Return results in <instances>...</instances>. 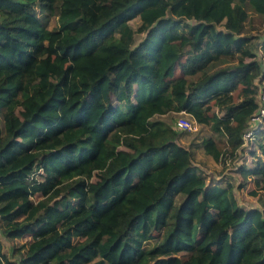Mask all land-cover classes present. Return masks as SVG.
Wrapping results in <instances>:
<instances>
[{
    "label": "trees",
    "instance_id": "trees-1",
    "mask_svg": "<svg viewBox=\"0 0 264 264\" xmlns=\"http://www.w3.org/2000/svg\"><path fill=\"white\" fill-rule=\"evenodd\" d=\"M3 1L20 8L0 18V222L21 242L13 262L0 239V264H264V207H243L229 179L209 184L155 118L184 111L227 134L203 138L214 160L238 155L264 82L241 33L247 3L264 14V0ZM225 58L237 62L208 70ZM253 163L242 174L264 193V159Z\"/></svg>",
    "mask_w": 264,
    "mask_h": 264
},
{
    "label": "rangeland",
    "instance_id": "rangeland-1",
    "mask_svg": "<svg viewBox=\"0 0 264 264\" xmlns=\"http://www.w3.org/2000/svg\"><path fill=\"white\" fill-rule=\"evenodd\" d=\"M20 7H13L7 3L0 2V18H4V12L2 10H10ZM246 8L248 10L249 16L244 24L243 31L241 35H247L250 37V45L252 50L256 55V59L262 60L264 63V58L261 52L260 44L264 39V14L257 12L253 6L247 3ZM29 10L34 11L41 22L47 24L49 27H55L57 25V19L55 17H51L48 13L41 11L38 6H34ZM189 22L194 23L195 20H189ZM130 26L135 30L134 33V43L133 45L138 44L139 42L144 41L145 32L140 30L141 20L139 17L134 18L129 21ZM221 28V26H219ZM234 50L233 46H228L225 51ZM185 58L183 55L182 60ZM237 60L230 59H221L212 63L208 70L212 71L219 68H226L233 66ZM181 74L180 67L177 66L175 76ZM258 81V80H257ZM242 85H239L237 88L233 90V98L234 102L232 105H237L242 98ZM227 112V106L223 104L216 103L215 100L211 101V109L210 114L214 118H222ZM235 112V110L233 111ZM187 116L189 119H192L188 113L184 111H171L167 114L156 115L155 118H162L167 122V125L170 127V134L174 135L177 140L184 146L188 147L191 151L192 158L194 163L204 171L207 181L209 184L219 181H225L224 179H229L235 185L234 192L238 198L239 203L245 207L249 208L252 206L264 207V193L260 189V186L256 182V178L251 176V178H244L242 172L243 169L241 167L244 165L245 167L250 166L252 161H256L260 157L264 159V146H260L259 143H251L249 145L243 146L241 150L238 152L237 156H234L232 159L228 158L226 162L215 164L212 158H209L205 154L204 148L200 150V153L194 154L193 150H197L202 146V140L204 137H213L217 141H226L227 134L222 132H217L211 129L208 124H199L197 129L192 130H181L177 127L176 120L178 117ZM204 150V151H203ZM93 178H96L94 176ZM245 182L244 186H240L242 182ZM252 191H257V194H252ZM42 197L41 193L35 194L34 199L38 200ZM184 199V195L180 194L177 197V203H182ZM106 210V205H99L98 211L104 212ZM152 232L154 235H159V230L153 229ZM0 239L2 242V252L6 253L13 262H16L19 254L14 252V246L21 242L20 240H9L2 233L1 222H0ZM31 240L30 236H24L22 241L29 242ZM155 239H153L150 243H152ZM179 256L182 258L187 257L186 252L179 253Z\"/></svg>",
    "mask_w": 264,
    "mask_h": 264
},
{
    "label": "built area",
    "instance_id": "built-area-1",
    "mask_svg": "<svg viewBox=\"0 0 264 264\" xmlns=\"http://www.w3.org/2000/svg\"><path fill=\"white\" fill-rule=\"evenodd\" d=\"M256 101L258 106L247 118L246 127L242 132L243 143L241 148L251 143L260 144V142H262L264 145V82L260 84ZM176 124L181 130H192L197 129L200 123L194 118L189 119L187 116H181L177 118Z\"/></svg>",
    "mask_w": 264,
    "mask_h": 264
},
{
    "label": "crops",
    "instance_id": "crops-1",
    "mask_svg": "<svg viewBox=\"0 0 264 264\" xmlns=\"http://www.w3.org/2000/svg\"><path fill=\"white\" fill-rule=\"evenodd\" d=\"M179 141V140H178ZM202 148H203V146H200V148L199 149H197L196 151L195 150H193V152H194V154L195 153H197V151L200 153V150H202ZM204 151V150H203ZM205 152V151H204ZM205 154L208 156V160H210L209 158H212L213 159V157L211 156V155H209V154H207L206 152H205ZM196 155V154H195ZM214 160V159H213ZM214 162H215V164H219L216 160H214ZM195 164H197V163H195ZM253 161H252V164L250 165V166H253ZM249 178H251V176H249ZM227 180V179H226ZM231 181V180H230Z\"/></svg>",
    "mask_w": 264,
    "mask_h": 264
}]
</instances>
